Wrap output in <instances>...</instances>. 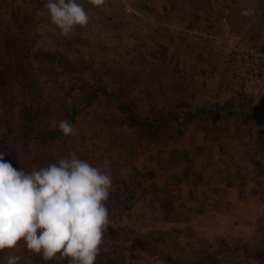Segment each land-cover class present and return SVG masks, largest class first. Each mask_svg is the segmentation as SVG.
Masks as SVG:
<instances>
[{
    "label": "rangeland",
    "instance_id": "obj_1",
    "mask_svg": "<svg viewBox=\"0 0 264 264\" xmlns=\"http://www.w3.org/2000/svg\"><path fill=\"white\" fill-rule=\"evenodd\" d=\"M46 2L0 0V155L30 172L74 151L111 175L109 226L96 264H185L193 248L188 247L186 257L179 247L189 239L205 247L210 232L179 235L177 228L165 225L170 213L182 212L183 206L182 220L194 224L197 219L191 212L193 183H186L193 152H177L166 142L198 121L185 113L194 114L202 105H171L166 116L153 117L149 97L158 91L149 95V63L141 69L130 66L127 48L135 43L123 36L134 32L117 12L108 14L79 0L89 23L65 37L51 22ZM211 2L229 7L237 32L264 41V0ZM134 48V59L141 63L143 50ZM209 58L221 82L220 67ZM49 118L70 120L77 135L50 138L59 130L49 127ZM150 241L159 245L149 247ZM10 254L22 257L19 264H68L59 254L44 261L22 240L15 249L0 251V264Z\"/></svg>",
    "mask_w": 264,
    "mask_h": 264
},
{
    "label": "crops",
    "instance_id": "obj_2",
    "mask_svg": "<svg viewBox=\"0 0 264 264\" xmlns=\"http://www.w3.org/2000/svg\"><path fill=\"white\" fill-rule=\"evenodd\" d=\"M105 1L109 7L99 8L108 14L116 11L120 22L134 32L123 36L135 43L133 48H127L130 66L141 69L149 63V95L158 91V95L149 97L150 114L164 117L171 105H202L195 107L199 110L194 114L185 113L188 119L198 121L177 132V139L172 136L166 142L172 148L177 146V152L188 151L194 155L188 164L192 166L188 176L191 179L186 183H193L189 185L194 198L191 212L197 222L189 224L196 233L203 229L209 231L207 239L214 247L221 237L226 239V246L235 248L220 253L218 262L220 259L227 264H264V91L248 93L217 63L221 70V82L218 81L212 59L181 27L176 28L178 22L185 28L201 25V14L213 2ZM123 2L140 14L137 19L142 23L141 28L122 18ZM144 6L149 8L148 14L141 9ZM157 6H162V10H156ZM151 15L161 21L168 18L172 28L159 32L149 30L147 19ZM135 45L143 50L141 63L132 54L136 51ZM220 86L223 88L219 91ZM170 90L172 95H167ZM152 104L163 112H158ZM185 211L186 208L182 214ZM191 241L201 248L197 240Z\"/></svg>",
    "mask_w": 264,
    "mask_h": 264
},
{
    "label": "clouds",
    "instance_id": "obj_3",
    "mask_svg": "<svg viewBox=\"0 0 264 264\" xmlns=\"http://www.w3.org/2000/svg\"><path fill=\"white\" fill-rule=\"evenodd\" d=\"M88 2L95 7L105 4ZM44 7L65 37L89 23L79 0H47ZM48 123L65 137L77 135L68 119L49 118ZM112 187L109 173L74 151L30 172L0 155V251L15 249L22 240L46 262L59 254L68 264H96L109 226L106 202ZM21 259L10 254L6 264H19Z\"/></svg>",
    "mask_w": 264,
    "mask_h": 264
},
{
    "label": "built area",
    "instance_id": "obj_4",
    "mask_svg": "<svg viewBox=\"0 0 264 264\" xmlns=\"http://www.w3.org/2000/svg\"><path fill=\"white\" fill-rule=\"evenodd\" d=\"M104 6L108 8L109 4L105 1ZM121 7L122 18L141 28L137 19L140 14L127 3L123 2ZM201 19V25L185 28L178 22L176 28L181 27L204 54L216 59L226 74L248 93L264 91V41H253L237 32L227 6L213 3L204 10ZM147 23L153 32L172 28L168 18L161 21L154 15L149 16Z\"/></svg>",
    "mask_w": 264,
    "mask_h": 264
},
{
    "label": "trees",
    "instance_id": "obj_5",
    "mask_svg": "<svg viewBox=\"0 0 264 264\" xmlns=\"http://www.w3.org/2000/svg\"><path fill=\"white\" fill-rule=\"evenodd\" d=\"M59 134H62V132L60 131H57V132H52L50 134V138H53ZM183 208H186L185 206H183ZM168 212H166L165 214H167ZM171 215L167 218V223L165 225L169 226L170 228H177V234L179 235H182L183 232L182 231H190L191 233H195L196 231L193 229L192 225L189 224V222H184L182 220V212L179 211V209H175L174 212L170 213ZM175 217V220L174 218L170 219V217ZM174 221V223H173ZM167 236V235H166ZM156 241V240H155ZM164 240H162L163 242ZM219 243H217L216 247L213 246V244L209 243V242H206L205 243V247H202V250L201 248L196 250L197 247L196 244H193V242L191 241V239L188 240L187 244H185V246H180L179 247V250L183 252V255H185L186 257L188 256V250H190L189 248H193V254L192 256H188L187 259H186V262H184L185 264H227L226 262L224 263H221L220 262V259H219V262H218V258L220 257V253H226L229 249H232L234 250L235 248L233 247H229L228 245L226 246V239L225 238H219L218 240ZM192 244V245H190ZM153 245H159V244H156V242H152L150 241L149 242V247L150 246H153ZM189 247V248H188ZM215 248V249H214ZM237 249H241V246H238ZM206 255L207 257H202L203 254ZM209 261V262H208ZM241 263V262H239ZM238 263V264H239Z\"/></svg>",
    "mask_w": 264,
    "mask_h": 264
}]
</instances>
